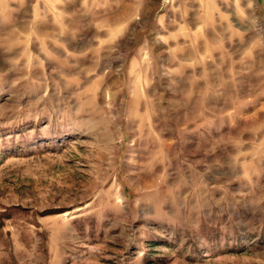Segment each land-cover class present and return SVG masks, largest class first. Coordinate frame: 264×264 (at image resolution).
I'll use <instances>...</instances> for the list:
<instances>
[{
    "label": "rangeland",
    "instance_id": "374dc122",
    "mask_svg": "<svg viewBox=\"0 0 264 264\" xmlns=\"http://www.w3.org/2000/svg\"><path fill=\"white\" fill-rule=\"evenodd\" d=\"M258 72L264 0H0V264H264ZM203 92L236 182L181 129Z\"/></svg>",
    "mask_w": 264,
    "mask_h": 264
},
{
    "label": "crops",
    "instance_id": "0c3cea01",
    "mask_svg": "<svg viewBox=\"0 0 264 264\" xmlns=\"http://www.w3.org/2000/svg\"><path fill=\"white\" fill-rule=\"evenodd\" d=\"M259 75L260 74L258 72L255 79L256 84L253 83V85H256L255 92H257V95L261 96V93H264V83L262 82V84L259 85V83L262 81V76L261 79H259ZM259 80L261 81L259 82ZM238 93H240V90L236 86L234 96L236 97ZM208 99V96H205V92L198 93L193 96L192 105H189L190 110L186 119L187 125L184 126L185 128L182 127L181 129H185L187 134L191 136V138H189L191 141L190 143H192L191 145L195 146L196 149L203 150L204 157L208 158L206 160L209 161L208 166L210 168H214V174H222L224 172L222 167H224L226 169V172H228L229 174L228 179L236 182L237 177L240 178L243 175L242 170L240 169L243 166V156H241V153L238 155L236 153L233 159H215L213 157L212 152L210 151L214 149L216 152H218L224 148H226V150H231V147H234L235 150L242 151L244 148H246L243 146L244 144L242 142H240L239 146H237L236 142H234L236 141L234 138H228L233 132L235 134L236 130L242 132V125L237 126V123L238 121L240 122L242 116H239L238 118L235 116L233 120H228L227 125L225 122L222 121V119L224 118H222V116H218L220 114V112L218 111V107L212 106L211 101ZM242 104V99H240L239 101H234L235 110L241 111ZM262 107L264 106H260L259 109H262ZM257 131L259 134V130ZM219 137L223 139L227 138V141L223 144H215L214 142H216ZM232 144L235 146H233ZM211 161H215V163L211 164ZM210 174L211 173H209V175Z\"/></svg>",
    "mask_w": 264,
    "mask_h": 264
}]
</instances>
